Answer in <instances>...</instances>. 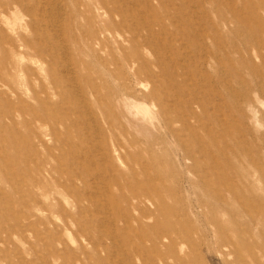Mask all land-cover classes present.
<instances>
[{
	"label": "rangeland",
	"instance_id": "rangeland-1",
	"mask_svg": "<svg viewBox=\"0 0 264 264\" xmlns=\"http://www.w3.org/2000/svg\"><path fill=\"white\" fill-rule=\"evenodd\" d=\"M0 264H264V0H0Z\"/></svg>",
	"mask_w": 264,
	"mask_h": 264
},
{
	"label": "bare ground",
	"instance_id": "bare-ground-1",
	"mask_svg": "<svg viewBox=\"0 0 264 264\" xmlns=\"http://www.w3.org/2000/svg\"><path fill=\"white\" fill-rule=\"evenodd\" d=\"M31 28V27H30ZM101 240V239H100Z\"/></svg>",
	"mask_w": 264,
	"mask_h": 264
}]
</instances>
